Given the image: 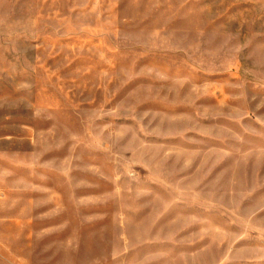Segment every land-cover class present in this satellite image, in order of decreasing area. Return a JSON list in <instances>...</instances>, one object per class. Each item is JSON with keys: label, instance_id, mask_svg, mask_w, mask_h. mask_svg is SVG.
Wrapping results in <instances>:
<instances>
[{"label": "rangeland", "instance_id": "rangeland-1", "mask_svg": "<svg viewBox=\"0 0 264 264\" xmlns=\"http://www.w3.org/2000/svg\"><path fill=\"white\" fill-rule=\"evenodd\" d=\"M0 264H264V0H0Z\"/></svg>", "mask_w": 264, "mask_h": 264}]
</instances>
